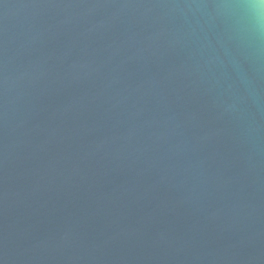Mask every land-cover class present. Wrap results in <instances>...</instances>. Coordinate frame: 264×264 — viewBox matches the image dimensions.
Masks as SVG:
<instances>
[{"label":"water","instance_id":"1","mask_svg":"<svg viewBox=\"0 0 264 264\" xmlns=\"http://www.w3.org/2000/svg\"><path fill=\"white\" fill-rule=\"evenodd\" d=\"M0 264H264V5L0 0Z\"/></svg>","mask_w":264,"mask_h":264},{"label":"clouds","instance_id":"2","mask_svg":"<svg viewBox=\"0 0 264 264\" xmlns=\"http://www.w3.org/2000/svg\"><path fill=\"white\" fill-rule=\"evenodd\" d=\"M260 5H264V0H259Z\"/></svg>","mask_w":264,"mask_h":264}]
</instances>
